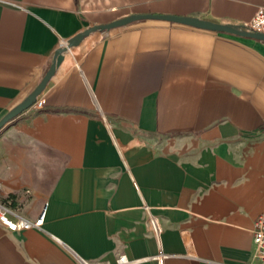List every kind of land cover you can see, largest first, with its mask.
<instances>
[{"label": "crops", "instance_id": "obj_1", "mask_svg": "<svg viewBox=\"0 0 264 264\" xmlns=\"http://www.w3.org/2000/svg\"><path fill=\"white\" fill-rule=\"evenodd\" d=\"M264 0H0V118L55 50L134 13L250 20ZM0 128V264H258L264 38L141 19L88 32Z\"/></svg>", "mask_w": 264, "mask_h": 264}, {"label": "water", "instance_id": "obj_2", "mask_svg": "<svg viewBox=\"0 0 264 264\" xmlns=\"http://www.w3.org/2000/svg\"><path fill=\"white\" fill-rule=\"evenodd\" d=\"M141 19L167 20V21L190 25L198 28L235 33L239 35H247L257 38H264V33L239 29L235 24L219 23L208 19L200 18L197 16L176 15V14H167V13H150V12L134 13L120 18H116L107 23L94 24L88 26L87 28L81 30L80 32L74 34L72 37L68 38L64 46L55 50L51 64L49 65L48 69L45 71L39 82L35 85V87L21 101H19L17 104L11 107L0 118V128L12 117H14L15 115H17L18 113H20L21 111L32 105L36 97L40 95L42 90L45 88L46 83L51 77V75L54 73L57 64H59L60 61L62 60L63 58L62 51L65 50L67 46H72L77 44L88 32L92 30L109 29L111 27L124 25L126 23Z\"/></svg>", "mask_w": 264, "mask_h": 264}, {"label": "built area", "instance_id": "obj_3", "mask_svg": "<svg viewBox=\"0 0 264 264\" xmlns=\"http://www.w3.org/2000/svg\"><path fill=\"white\" fill-rule=\"evenodd\" d=\"M235 25L239 29L264 33V5H259L256 8L250 20ZM32 104L40 108L43 106V99L38 95ZM44 212L43 208L34 219L13 216L9 202L0 201V223L9 230L40 228L43 223ZM251 259L258 264H264V215H259L253 223ZM76 260L79 264H132L136 261L129 258L125 253H119L113 262L93 261L80 256H76Z\"/></svg>", "mask_w": 264, "mask_h": 264}]
</instances>
